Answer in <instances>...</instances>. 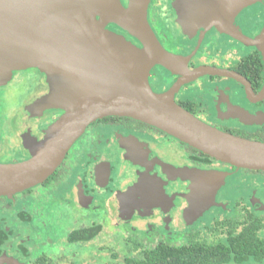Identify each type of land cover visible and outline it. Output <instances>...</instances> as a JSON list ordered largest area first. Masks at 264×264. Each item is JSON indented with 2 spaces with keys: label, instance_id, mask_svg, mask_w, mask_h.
I'll use <instances>...</instances> for the list:
<instances>
[{
  "label": "flooded vegetation",
  "instance_id": "flooded-vegetation-1",
  "mask_svg": "<svg viewBox=\"0 0 264 264\" xmlns=\"http://www.w3.org/2000/svg\"><path fill=\"white\" fill-rule=\"evenodd\" d=\"M239 1L150 0L147 19L187 70H219L182 83L175 102L221 131L264 142V0ZM105 28L141 48L116 24ZM27 71L31 95L0 117V163L31 158L64 112L38 103L51 86L37 67L0 77V106L4 88ZM181 80L161 65L148 75L155 92ZM176 248L196 264H264L251 253L264 252V171L236 168L139 120L105 116L42 183L0 195V264H128Z\"/></svg>",
  "mask_w": 264,
  "mask_h": 264
},
{
  "label": "water",
  "instance_id": "water-1",
  "mask_svg": "<svg viewBox=\"0 0 264 264\" xmlns=\"http://www.w3.org/2000/svg\"><path fill=\"white\" fill-rule=\"evenodd\" d=\"M149 2L0 0V76L22 67L39 68L51 92L38 103L64 111L31 158L0 163V195L42 183L87 125L105 116L139 120L236 168L264 171V142L221 131L175 102L182 83L219 70H187L185 58L165 50L149 25ZM107 23L128 31L141 48L106 29ZM155 65L181 74L182 80L155 92L148 81Z\"/></svg>",
  "mask_w": 264,
  "mask_h": 264
},
{
  "label": "rangeland",
  "instance_id": "rangeland-1",
  "mask_svg": "<svg viewBox=\"0 0 264 264\" xmlns=\"http://www.w3.org/2000/svg\"><path fill=\"white\" fill-rule=\"evenodd\" d=\"M17 56H18V52L16 51L15 57L18 58ZM19 59H21V57ZM30 67H33V66H30ZM30 67H26V69ZM22 68L24 69V67ZM29 73L30 71L19 73V75L16 76L12 85L8 86L6 89L4 88V91H5L4 98L6 102L4 101V98L2 97L3 98L2 101L4 102V104L0 106V117H2V114H3L2 112L4 111L9 112L14 109L16 110L19 104L25 102L28 99L27 95L32 85L31 76ZM4 78H6V76ZM4 78L0 79V82H4L3 81ZM5 82H7V80H5ZM0 127H1V124H0ZM39 144L40 142L37 141L36 146H38ZM95 244H96L95 245L96 247H99V245L103 244V242H95ZM121 253L122 252H120V254Z\"/></svg>",
  "mask_w": 264,
  "mask_h": 264
},
{
  "label": "trees",
  "instance_id": "trees-1",
  "mask_svg": "<svg viewBox=\"0 0 264 264\" xmlns=\"http://www.w3.org/2000/svg\"><path fill=\"white\" fill-rule=\"evenodd\" d=\"M250 252L249 250L246 253ZM166 253L165 258L163 257ZM255 255L257 259H262L264 252L261 250H256L255 252H251ZM159 259L158 264H196V260L194 256L190 252V250L185 248H176L172 251H159L158 255L156 251H152L147 254L145 260L143 262H137L135 260H131L128 264H155L154 257ZM159 256V257H158ZM193 257V260H192Z\"/></svg>",
  "mask_w": 264,
  "mask_h": 264
}]
</instances>
